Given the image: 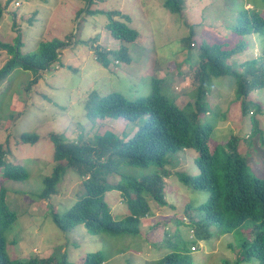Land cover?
Segmentation results:
<instances>
[{
    "label": "rangeland",
    "instance_id": "374dc122",
    "mask_svg": "<svg viewBox=\"0 0 264 264\" xmlns=\"http://www.w3.org/2000/svg\"><path fill=\"white\" fill-rule=\"evenodd\" d=\"M7 1L9 0H0L1 7H6L0 20V43L12 44L16 32L24 33L21 49L23 53L33 50L39 41L61 39L66 43L64 50L61 51L62 64L82 66L75 71L66 70L65 66L51 68L48 73H42L41 80L31 88L30 94L29 92L19 94L17 89L10 92L4 103L2 101V111L5 110L3 104L4 106L7 104L14 115L26 110L25 115L18 118L17 122L12 120L7 122V128L12 130L16 138L19 132L27 129L33 130L40 136L50 132H63L67 135L72 130H76L78 125L86 126L81 103L88 92L100 95L112 90L130 98L143 96L150 90V77L159 78V84L165 90L166 80L163 77L168 75L173 66L174 69L180 68L182 62H187L186 64L198 67L199 54L192 51L188 56V50L180 43L189 30L197 36L203 31L201 25L197 24L215 26L220 22L224 24L225 19L234 16L237 8L241 5L248 7L245 5L246 1L250 3V0H183L182 5L186 10L180 12V15L174 19L171 13L164 12L160 4L162 0L94 1L90 10L116 8L127 13L136 25L138 33L135 44L139 50L134 49L129 52V64H113L116 65L115 70L109 71L112 67L111 63L103 68L93 61L92 52L96 44L89 43V40L100 33L99 44L106 43L107 48H113L116 44L109 41L104 33L106 30L102 25L105 19L102 15L87 16L83 12L77 14L83 8L84 0H11L6 4ZM229 5L232 7V13H229ZM185 18L189 20L185 21ZM77 21L80 27L78 44L71 51L70 46H67L66 36L74 33L78 25ZM233 25V22H228V27ZM209 29L210 42L218 41L219 38L214 37L215 32L212 27ZM222 32L226 30L223 29ZM245 38L246 50L232 60L239 64L255 56L264 58V38L255 35ZM231 45L232 42H229V47ZM8 58L9 55L0 49V67ZM169 76L171 84L167 92L174 96L177 107L183 106L185 114L193 124H204L206 121L210 126L211 131L207 138L209 145L211 142L225 144V141L231 135H235L241 127L239 110L243 99L256 104L257 109L260 110L256 119L264 136V86L258 92L238 95L237 88L231 85L228 75L223 78H212L205 97L211 114L207 116L200 113L194 117L190 114L195 83L191 86L193 81L189 76L185 78L174 74ZM30 77L31 74L22 75L14 85ZM60 85L63 88H55ZM40 92L46 94L44 99L38 96ZM48 99L53 105H59L65 110H59L56 105L48 103ZM215 104L218 105V109L213 107ZM215 110L219 112L216 120L212 116ZM122 121L120 119L98 121L102 128L98 125L94 130L97 132L104 129L117 130L119 137H124L143 121V117L134 121H123L124 123ZM3 124V120H0V142L5 135L2 130ZM249 125L250 123L247 122L245 128ZM257 143L264 144L262 139H257ZM51 150V146L42 142L35 146L11 148L10 154L6 156L7 162L21 164L23 160L22 165L29 171L28 179L23 182L2 183L7 192L5 197L7 207L16 216L15 222L4 235V247L8 258L27 260L33 257L54 256L51 264L60 262V257L77 264L82 261L81 256L85 253L100 251L105 256L103 264H147L158 259L170 248H174L175 244L181 246L184 243L186 247L194 248V251L189 249L192 264H224L223 262L233 264L238 258L242 249L238 240L248 238L247 224H242L236 232L213 236L208 240L194 238L188 226L189 222L184 216L183 208L187 207L190 211L188 217L190 223L196 221L200 217L196 207L205 201L208 195L206 190L195 189L179 178L180 174L192 177L197 172L193 162L195 156L193 148L176 151L169 155L168 159L166 157V162L159 166L147 168L121 166L114 178H109L108 182L114 187L105 192L104 200L112 216L120 218L127 213L126 208L130 201L135 199L131 187L127 188L124 182L143 184L152 175L162 176L165 203L158 204L150 195L141 193L137 200H145L150 213L139 220L136 235L125 237L89 234L82 225H76L69 230H60L54 225L50 212L54 210L63 212L81 194L78 191L80 179L74 171L65 172L57 184L58 193L51 196L47 202H31L42 189V178L48 175L55 165L50 162ZM246 167L255 174L263 173L264 152H253L246 159ZM178 220L181 222L177 223ZM237 264H255V262L242 260Z\"/></svg>",
    "mask_w": 264,
    "mask_h": 264
},
{
    "label": "trees",
    "instance_id": "16d2710c",
    "mask_svg": "<svg viewBox=\"0 0 264 264\" xmlns=\"http://www.w3.org/2000/svg\"><path fill=\"white\" fill-rule=\"evenodd\" d=\"M84 1L83 8L77 14L83 12L87 16L102 15L105 19L102 25L106 30L104 33L109 41L116 44L113 48H107L106 43L99 44L101 34L97 33L89 40V43L96 44L92 52L93 61L103 68L111 63L109 71L115 70L116 65L113 64L128 65L129 52L139 50L135 44L138 33L131 17L116 8L90 10L91 5L97 0ZM160 4L164 12L171 13L174 19L180 12L186 10L182 5L183 0H162ZM245 5L248 7L241 5L236 9L234 16L225 19L224 24L221 22L218 26L197 24L201 25L203 31L196 36V33L189 30L181 42L179 41L188 50V56L192 51L199 54L198 67L186 64L187 62H182L180 68L174 69L173 66L168 75L163 77L166 80L165 90L159 84V78L150 77V90L143 96L130 98L112 90L100 95L88 92L81 103L86 126L78 125L76 130L67 135L63 132H50L40 136L27 129L19 132L16 138L12 130L7 128V122L11 120L17 122L18 118L25 115L26 110L14 115L13 110L7 104L5 106L3 104L5 110L2 111V101L4 103L13 89H17L19 94L29 92L41 80L42 73H48L51 68L65 66L66 70L75 71L82 67L62 64L61 51L64 50L66 43L61 39L52 38L39 41L33 50L22 53L24 33L19 32L15 33L12 44L0 43V49L9 55L0 67V120H3L2 130L5 133L3 141L0 142V264H51L54 259V256L33 257L27 260L10 259L4 247L5 232L11 228L16 216L7 207L5 202L7 192L2 183L23 182L29 177L28 169L22 165L23 160L21 164L7 162L6 156L10 154L11 148L35 146L42 142L51 146L50 162L55 165L48 175L42 178V189L31 202H47L51 196H55L58 193L57 184L67 171H74L80 179L78 191L81 194L75 201L63 212L55 210L50 212L51 220L58 229L69 230L76 225H82L89 234L121 237L136 235L139 220L150 213L145 200H137L138 196L145 193L156 203L164 204L162 176L152 175L143 184L124 182L127 188L131 187L135 199L130 201L128 213L120 218L112 216L104 200L105 192L114 187L108 182L109 178H114L121 166L136 168L159 166L166 162L169 155L191 147L195 150L193 162L197 172L192 177L180 174L179 178L195 189L208 192L206 200L196 207L200 214L196 221L190 223L188 218L190 211L187 207L183 208L194 238L208 240L213 236L236 232L242 224H247L248 238L238 240L242 249L233 264L242 260L264 264V172L258 175L246 167V159L253 152H264L262 151L264 144L257 143V139H262L264 143L263 131L256 119L260 110L257 109V105L243 99L239 110L241 127L235 135H231L225 141V144L211 142L209 145L207 138L211 128L208 123L205 121L204 124H193L185 114L183 106L177 107L174 96L167 92L171 84L169 74L183 78L189 76L193 81L191 86L195 83L190 115L197 117L200 113L207 116L211 114L205 97L212 78H223L228 75L231 85L236 86L238 95L255 90L258 92L264 86V58L255 56L256 58L247 59L239 64L232 60L246 50L245 37L255 35L264 38V0H250V3L246 1ZM5 8L0 5V20ZM228 8L229 13H232V7L229 5ZM188 20L185 18V21ZM78 22L74 33L66 36L67 46H70L71 51L78 44L80 33ZM228 22H233L234 25L228 27ZM209 27H212L214 37L219 38L218 41L210 42ZM223 29L226 32H222ZM229 42H232L231 47ZM192 68H195L194 71ZM187 72L189 74H185ZM26 74H31V77L14 85L20 76ZM59 87L63 88L61 85L55 86ZM38 96L44 99L46 94L40 92ZM48 103L52 104V101L48 99ZM55 107L65 110L59 105ZM213 107L219 108L217 104ZM255 108L256 110H253ZM218 114L217 110L212 113L214 120ZM141 117L143 121L124 137H119L117 130L104 129L98 132L94 130L98 125L102 128L98 121L120 119L129 122ZM247 122L250 125L245 128ZM179 222L181 220L177 223ZM187 247L185 243L181 246L175 244L174 248H170L158 259L147 264H192L189 256L190 246ZM81 257L82 261L77 264H103L105 261V256L100 251L85 253ZM60 259L57 264H76L66 261L65 257Z\"/></svg>",
    "mask_w": 264,
    "mask_h": 264
},
{
    "label": "clouds",
    "instance_id": "9594fccd",
    "mask_svg": "<svg viewBox=\"0 0 264 264\" xmlns=\"http://www.w3.org/2000/svg\"><path fill=\"white\" fill-rule=\"evenodd\" d=\"M254 51H255V50H254ZM246 60H247V59H246ZM256 91H257V90H255V91H253V92H256ZM253 92H252V93H253ZM253 104H254V103H253ZM255 105H256V104H255ZM126 209H127V208H126ZM127 213H128V211H127ZM127 213H125V214H127ZM193 249H194V248L190 247V250H191V251H194Z\"/></svg>",
    "mask_w": 264,
    "mask_h": 264
}]
</instances>
